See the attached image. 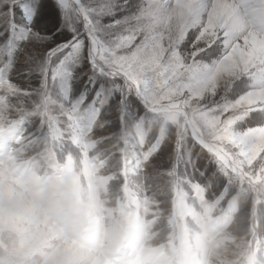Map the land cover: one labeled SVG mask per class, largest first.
Here are the masks:
<instances>
[{
	"label": "rangeland",
	"instance_id": "obj_1",
	"mask_svg": "<svg viewBox=\"0 0 264 264\" xmlns=\"http://www.w3.org/2000/svg\"><path fill=\"white\" fill-rule=\"evenodd\" d=\"M250 33L264 0H0V264H264Z\"/></svg>",
	"mask_w": 264,
	"mask_h": 264
},
{
	"label": "bare ground",
	"instance_id": "obj_2",
	"mask_svg": "<svg viewBox=\"0 0 264 264\" xmlns=\"http://www.w3.org/2000/svg\"><path fill=\"white\" fill-rule=\"evenodd\" d=\"M204 1H206V0H204ZM216 2V1H215ZM224 2V1H223ZM218 3V2H217ZM225 3V2H224ZM226 4V3H225ZM231 4V3H230ZM220 6H222V5H220ZM215 7V6H214ZM223 7V6H222ZM217 9V8H216ZM222 10H223V8H221ZM218 10V9H217ZM251 34V33H250ZM255 37V38H257V39H259L263 44H264V40H262L261 38H259L258 36H256V35H253V34H251V35H249V37ZM254 39V38H253ZM78 250V249H77ZM78 251H80V250H78ZM91 253V252H90ZM90 255H93V254H90Z\"/></svg>",
	"mask_w": 264,
	"mask_h": 264
}]
</instances>
